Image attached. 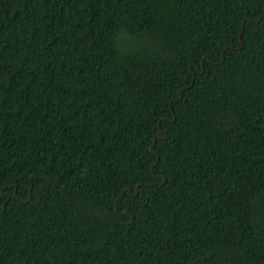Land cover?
Instances as JSON below:
<instances>
[{
	"label": "trees",
	"instance_id": "16d2710c",
	"mask_svg": "<svg viewBox=\"0 0 264 264\" xmlns=\"http://www.w3.org/2000/svg\"><path fill=\"white\" fill-rule=\"evenodd\" d=\"M0 264H264V0H0Z\"/></svg>",
	"mask_w": 264,
	"mask_h": 264
},
{
	"label": "water",
	"instance_id": "95a60500",
	"mask_svg": "<svg viewBox=\"0 0 264 264\" xmlns=\"http://www.w3.org/2000/svg\"><path fill=\"white\" fill-rule=\"evenodd\" d=\"M259 20H260V18H259L257 21H259ZM197 71H198V70H197ZM200 72H202V70H200ZM192 82H193V79H192V81H191V84H192ZM180 98H181V95L179 96V99H180ZM162 134L165 135L166 132L160 129V130L158 131V133L154 135V139H155V137L162 138V137H163ZM153 141H154V140H153ZM157 160H158V157H157ZM129 190H130V189H128V191H129ZM124 191H125V190H123L122 193H124ZM115 206H116V201L114 202V207H115ZM115 210H116V208H115Z\"/></svg>",
	"mask_w": 264,
	"mask_h": 264
}]
</instances>
